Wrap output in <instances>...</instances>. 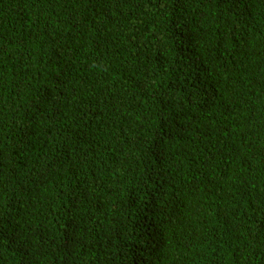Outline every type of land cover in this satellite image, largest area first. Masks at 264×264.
Wrapping results in <instances>:
<instances>
[{
  "label": "trees",
  "instance_id": "1",
  "mask_svg": "<svg viewBox=\"0 0 264 264\" xmlns=\"http://www.w3.org/2000/svg\"><path fill=\"white\" fill-rule=\"evenodd\" d=\"M0 264H264V0H0Z\"/></svg>",
  "mask_w": 264,
  "mask_h": 264
}]
</instances>
